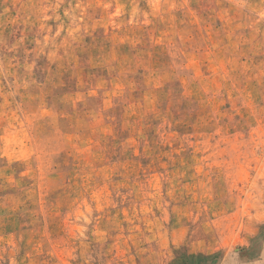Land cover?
Segmentation results:
<instances>
[{"label":"rangeland","instance_id":"374dc122","mask_svg":"<svg viewBox=\"0 0 264 264\" xmlns=\"http://www.w3.org/2000/svg\"><path fill=\"white\" fill-rule=\"evenodd\" d=\"M0 264H264V0H0Z\"/></svg>","mask_w":264,"mask_h":264}]
</instances>
